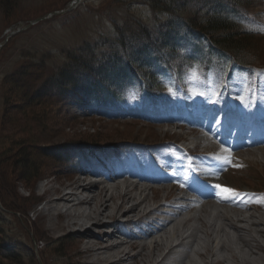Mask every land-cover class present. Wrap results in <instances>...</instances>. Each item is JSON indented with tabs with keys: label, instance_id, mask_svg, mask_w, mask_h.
<instances>
[{
	"label": "rangeland",
	"instance_id": "1",
	"mask_svg": "<svg viewBox=\"0 0 264 264\" xmlns=\"http://www.w3.org/2000/svg\"><path fill=\"white\" fill-rule=\"evenodd\" d=\"M70 1L17 0L12 2L9 9L6 2L4 5L0 0V43L5 30L12 24L28 22L65 9ZM146 1L86 0L72 12L53 16L31 26L0 51V182L4 185L0 186V264H9L10 260L4 258L7 254L15 255L21 264H92L85 257L71 252L78 250L77 237L53 234L48 228L49 219L43 216L37 218L45 206L44 200L39 197L48 187L46 178H54V172L57 174L63 171V179H68L81 165L98 163L97 168L101 164L107 167L108 163L116 160L125 169L137 168L144 174L156 175L151 178L156 177L163 182L151 184L161 188L157 196L155 191H147L151 198L148 205L151 207L165 202L167 193L178 196V191L183 194L190 190L176 188L198 187L202 179L215 182L219 187L235 186L232 190L250 192L254 189L264 192V148L251 155L246 150H239L237 155H229L228 146L227 152L221 149L206 150L205 147L195 150L200 156H207L210 152L224 153L218 156L221 158L213 155L211 158H197L193 149H183L215 142L214 135L203 131L205 129L201 121L195 120L200 118L197 109H203L207 104L225 107L230 101L238 110L246 109L247 114L257 116V109L264 108V0H241L238 9L240 14L233 16L239 18L242 28L252 34L250 47L239 55L242 64H238V67L242 70H233L235 64L227 55L195 54L192 47L181 43L177 37L168 45H157V40H163L162 32L183 24L179 18L190 20L201 16L197 21L203 23L210 6L217 4L218 0H166L171 3L177 15H172L168 10L154 9ZM157 2L163 6L159 0ZM118 22L125 26L128 34L137 35L140 39L134 41L127 37V44H124L116 25ZM243 29L240 28L241 31ZM144 30L149 31V34L143 33ZM146 37L151 40V46L146 47ZM140 46H145L143 53ZM167 46L175 48L176 52L170 53ZM144 53L143 59L141 57ZM150 55L162 56L166 62L164 65L169 66L171 71L162 72L164 65L150 60ZM76 59L94 60L98 65L110 60L131 63L135 69L142 67L145 73H151L158 88L145 91L135 86L139 81L135 82L134 87L116 85V91L123 99L121 104L98 105L95 98L90 99L84 93V96H79L70 88L62 93L58 86L51 84V78L59 77V72L73 65ZM145 59L147 62H144ZM75 75H78V71ZM229 76L231 80H228ZM77 80L83 81V74L78 75ZM20 84L23 85L21 89L18 88ZM39 87H42V95L45 97L42 102L34 101L35 91ZM177 102L183 103V107L174 108ZM167 106H172L170 113L173 112L175 118L179 117L176 109L188 110L199 125L189 124L190 131H186L182 130L187 128L186 125L180 121L157 120L167 119L157 115H163ZM180 115L191 116L185 110ZM207 134L213 138H208ZM64 142H79L91 150L79 153L70 150L58 152V148L55 153L46 150ZM120 145L123 148L153 151H149V155L147 151H116ZM25 148L29 161L36 166L33 172L28 163L15 162V154ZM234 158L243 163L233 164ZM223 161L225 164L221 167ZM29 173L31 176L28 180L26 175ZM160 177H167L168 180L164 182ZM131 181L136 182L138 179L131 178ZM242 194L244 196L241 197L246 196L244 192ZM235 196L224 199H235ZM214 199L206 202L204 213L199 212L212 226L210 231L215 232V237L226 238L221 231L225 222L217 216L218 213L225 212V209H229L232 214L234 209V212L243 211L236 205H220ZM233 202L238 205L251 203L253 212L264 214V197L262 200L243 199ZM25 208L28 215L24 212ZM198 222L195 221L193 226L197 232L200 231V243H204L203 230L206 228ZM251 224L252 220L245 225L253 227ZM185 230L188 231V228ZM240 234L249 239L255 236L264 241L255 227ZM233 236V244L240 250L238 235ZM215 251L218 255L229 256L218 247ZM195 263L204 264V260L194 258L186 260L184 264Z\"/></svg>",
	"mask_w": 264,
	"mask_h": 264
},
{
	"label": "bare ground",
	"instance_id": "2",
	"mask_svg": "<svg viewBox=\"0 0 264 264\" xmlns=\"http://www.w3.org/2000/svg\"><path fill=\"white\" fill-rule=\"evenodd\" d=\"M218 113L221 118L226 116L229 129L231 126L234 128L237 126L230 120L233 110ZM205 120L203 118V121ZM162 121L172 122V119ZM209 122L203 131L214 135L215 142H212L213 144L201 142L202 144H197L195 149L205 147L206 150L221 149L227 152L226 146L230 147L229 141L226 140L227 130L226 136L221 138L212 130L215 121L211 118ZM216 126L221 128L222 123L219 122ZM239 132H242V127ZM242 136L235 132L234 138H244ZM262 148L264 140L256 138L246 144L238 143L233 147L236 151H229V155H237L239 150L249 151L248 154L251 155ZM96 165H81L68 179H63V171L57 174L54 172L52 174L54 178L51 180L50 177L46 178L48 187L46 186V190L44 189L39 197L44 200L45 206L44 210L37 214V218L43 216L46 220L49 219L48 228L53 234L77 237L78 250L71 251L74 255L83 256L92 264H184L186 260L194 258H201L204 264H259L260 260L264 262V241L255 236L249 239L240 234L255 227L264 237V214L253 212L254 207L251 203L238 205L233 202L243 195V191L236 190L238 195L235 199L215 200L209 195H203L201 189H190L183 194H177L178 196L167 193L166 198L164 197L167 199L165 202L151 207L148 205L151 198L147 191L153 190L156 196L158 195L161 188L151 185L160 182L158 178L125 170L115 164L107 166L111 172L96 169ZM133 177H137L138 181H131ZM0 183V186L4 187L2 182ZM142 183L147 185L144 186ZM190 191H195L196 194L192 195ZM211 199L220 202V205L221 203L236 205L243 211L236 213L234 209L232 214L229 209H225V212L218 213L217 216L223 218L225 222L221 229L226 236L222 237L224 240L214 236L215 232L210 231L213 229L212 226L201 215L207 209L206 202ZM251 220L253 227L245 225ZM195 221H199L204 229L206 228L203 230L204 243H200L198 236L200 231L197 232V228L193 226ZM233 235H238L240 250L233 244ZM216 247L229 256L218 255Z\"/></svg>",
	"mask_w": 264,
	"mask_h": 264
},
{
	"label": "trees",
	"instance_id": "3",
	"mask_svg": "<svg viewBox=\"0 0 264 264\" xmlns=\"http://www.w3.org/2000/svg\"><path fill=\"white\" fill-rule=\"evenodd\" d=\"M1 1L4 2V5L6 2V6L11 9L12 2L17 0ZM240 1L241 0L216 1L217 4L213 3L212 5L214 6H210L211 9L205 17L203 23H199L197 21V19H201V16L197 19L196 17H193L190 19L191 21L181 20V18H179L183 24L179 27L176 26L175 29L169 27L167 28V32H162L161 36H163V40H157V45L159 47H163L164 45H168V42L176 40L174 37H177V39L180 38L181 43L188 44L190 47L194 48L193 50L197 54L202 55L206 53L207 55H227L228 57H232L238 63L242 64L239 55L245 50V48L250 47L249 42L250 36H252V34L242 28L243 25L239 18L233 17L234 15L237 16L239 14L238 9L241 7ZM146 2L154 9L168 10L172 12V15H177L176 12H174L171 3L167 2L166 0H159V2L163 4L162 7L159 6L157 0H147ZM116 25L121 32V37L125 42L124 44H127V37H130V39H133L134 41L136 39H140L139 36L137 37V35L132 34L131 31V34H128L127 30L124 29L125 26L123 27V24L118 22ZM239 27L243 30L241 31ZM143 33L149 34V31L144 30ZM144 42L147 44L146 47L152 45L151 40H149L147 37ZM140 47H142L141 50L143 53L145 51V46ZM167 47L169 48L168 50L170 53L176 52L175 48L169 46ZM150 56V60H155V63L159 62L160 65H164V63H166L162 56ZM141 58H145V53ZM95 62L96 61L94 60L86 61L84 59H76L72 62L74 63L73 65L59 72V77L51 78V84L58 86L62 93L67 92L70 88L76 94H79V96L88 94L87 96L90 99L95 98V101L99 102H111L116 100L119 98V94L116 91V89H118L117 87H122L124 85H135V82L138 81L139 85L146 86L149 89H156L158 86L156 85L155 80L152 78V74L146 72V75L142 67L135 69L133 64L124 63L120 60H110L109 62L103 63L102 65H98ZM144 62H147V59H145ZM77 71L79 76L80 74H83V81L77 80L78 75H75ZM22 87V84L18 86L19 89ZM41 89L42 87L36 89L34 101H44V96L42 95ZM81 145L82 143L79 142H64V144H59L53 149L50 147L46 150H50L48 152L54 153L57 150L58 152L68 150H70V152H74L85 148ZM16 154L14 159H16L15 162L17 164L27 165L28 163V166L32 170L31 172L36 170V166L29 161V154L26 148L23 149L22 152H19L17 157ZM30 176L31 173L26 175V179L29 180ZM25 210V214L28 215V210ZM4 258L10 260L9 264H21V262L19 263L17 261V257L13 254H7L4 256Z\"/></svg>",
	"mask_w": 264,
	"mask_h": 264
},
{
	"label": "water",
	"instance_id": "4",
	"mask_svg": "<svg viewBox=\"0 0 264 264\" xmlns=\"http://www.w3.org/2000/svg\"><path fill=\"white\" fill-rule=\"evenodd\" d=\"M83 0H74L70 5H69V8H68V10H72V9H74L79 3H81ZM66 11H60V12H54V13H52V14H50V15H48V16H53V15H55V14H62V13H65ZM48 16H44L43 18H41V19H39V20H44V19H46ZM9 34H8V38L11 36V35H14L15 33H17V29H15V27H12V28H10L9 29ZM7 38V39H8Z\"/></svg>",
	"mask_w": 264,
	"mask_h": 264
},
{
	"label": "snow or ice",
	"instance_id": "5",
	"mask_svg": "<svg viewBox=\"0 0 264 264\" xmlns=\"http://www.w3.org/2000/svg\"><path fill=\"white\" fill-rule=\"evenodd\" d=\"M222 192L225 194V195H238V193H235L233 190L231 189H222Z\"/></svg>",
	"mask_w": 264,
	"mask_h": 264
}]
</instances>
